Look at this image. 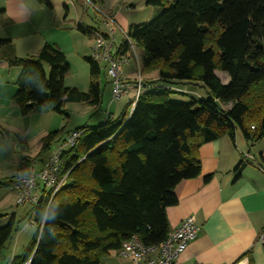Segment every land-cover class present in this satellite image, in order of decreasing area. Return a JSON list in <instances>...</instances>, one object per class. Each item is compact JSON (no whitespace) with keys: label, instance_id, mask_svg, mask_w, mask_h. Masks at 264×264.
I'll return each mask as SVG.
<instances>
[{"label":"trees","instance_id":"1","mask_svg":"<svg viewBox=\"0 0 264 264\" xmlns=\"http://www.w3.org/2000/svg\"><path fill=\"white\" fill-rule=\"evenodd\" d=\"M92 2L102 5V0ZM145 4L158 8L155 17L129 25L126 37L139 51L140 76L157 72V79L142 80L144 90L133 108L131 100L118 119L108 115L97 127L74 129L81 134L64 154L66 183L51 200L42 191L27 214H33L36 230L10 264H100L132 236L144 246H156L169 232L166 209L177 204L175 186L200 176L202 145L224 137L233 141L237 131L251 143L264 139V0ZM78 30L89 37L99 32ZM118 44L117 56L130 51L126 39ZM0 60L19 69L12 101L21 117L66 114L67 103L97 108L102 102L100 69L91 58H85L90 82L84 92L64 85L68 63L49 43L19 58L11 41L0 38ZM216 72L226 74L228 83ZM179 86H199L207 97L175 102L170 96L180 92ZM60 134L53 131L41 139L34 161L43 159ZM19 137L14 135L17 146L26 150ZM12 178L0 184L10 188ZM46 204L56 219L38 227ZM13 226L10 220L0 227V257Z\"/></svg>","mask_w":264,"mask_h":264},{"label":"crops","instance_id":"2","mask_svg":"<svg viewBox=\"0 0 264 264\" xmlns=\"http://www.w3.org/2000/svg\"><path fill=\"white\" fill-rule=\"evenodd\" d=\"M108 3V0H102L101 7L104 11L111 14L121 26L128 28L129 20L119 13L114 14ZM43 4L39 2L37 4L36 0H0V38L11 41L16 57L23 56L17 55L15 41H30L31 36L41 27L42 24L38 22L33 24L35 29L26 32L34 13L37 12L40 17L41 13H44ZM12 30L15 31L11 33ZM104 31L105 29L99 32ZM40 43L48 42L44 39ZM36 44L38 45V42ZM35 53L27 52V55ZM18 73V68L8 67L6 62L0 60V129L7 132V135L24 133L27 147L26 150H21L23 152L20 153V159L16 164L19 170L14 174H5L13 164H10L11 159L6 157L7 153L1 156L0 182L24 173L30 165L38 169L48 155L46 154L39 162L34 161L41 148V139L53 132L50 128H46L31 138L28 135L26 122L30 115L21 117L18 107L12 101ZM157 76V72H154L144 78L155 80ZM125 78L129 77L125 76ZM126 95H128L126 102L128 104L134 96L131 91H127ZM105 112L106 116L114 118L111 107ZM0 142L5 144L4 140ZM32 144H35L34 150ZM12 146L16 151V143ZM198 158L201 167L200 176L180 181L174 188L177 204L166 209L169 231L178 227L181 221L189 216L194 218L200 228L196 239L176 259V263L264 264V245L258 241L259 234L264 230V139L251 143L237 131L233 141L224 137L202 145L198 149ZM206 175L212 176L208 182H204ZM8 189L14 193L10 188ZM12 195L16 198L15 193L10 197L0 198V213L6 214L1 220L3 224L10 220L15 224L17 212L13 207L17 205ZM30 209L31 207L27 214ZM13 256L17 255L13 254ZM100 264L133 263L129 258L121 257L116 251H112L101 260Z\"/></svg>","mask_w":264,"mask_h":264},{"label":"rangeland","instance_id":"3","mask_svg":"<svg viewBox=\"0 0 264 264\" xmlns=\"http://www.w3.org/2000/svg\"><path fill=\"white\" fill-rule=\"evenodd\" d=\"M108 1V7L111 8L112 12L114 14L119 13L125 19L129 20V25L149 23L155 17L158 9L156 7L147 6L145 0ZM46 2L47 4H43L44 13H41V17L35 12L30 25L28 24L27 26L26 32H30L32 28L35 29L33 24L38 22L42 24L41 27L36 30L37 32L31 36V40H23L20 42L15 41L18 49L17 55L25 57L27 52H37L44 45V43L40 42H43V40L46 39L49 44L56 46L61 50L68 63L69 69L64 78V85L66 87L76 88L81 92L87 91L90 82V69L85 58L91 57L93 37L83 34L78 30V26H81L83 29L92 28L103 31V29H105L102 21L104 17L112 19H114V17L104 11L101 5L98 4L99 2H96L97 5L95 6L90 0H46ZM116 23L121 30L126 32L127 28L121 26L117 21ZM13 31L15 30H12L11 33ZM121 40H123V36L117 33L115 37L116 43L121 42ZM37 42L38 45L36 44ZM127 56L130 61L123 67L122 74L124 78L125 76L129 77L127 80L129 82V80L133 81L138 77V72L134 65L135 58H137L140 71V56L138 49L133 45V49H131V52H127ZM98 68L100 69V74L97 75V82L100 84L102 90V102L97 110H95L96 107L90 105L67 103L64 106V112L66 114L50 112L43 114H30V116L27 117V132H29L28 135H30V138L46 128H50L51 131L59 130L61 133L57 143L55 145L53 144L48 153H46V151L44 154H49L53 151L67 132L84 126L97 127L99 124H102L103 118L105 119L106 116L105 113H107L105 112L107 108L111 107V113L115 115L114 119H118L120 116L127 104L126 102H128V95H123L118 100H112L110 93L111 83L109 82L106 73L105 62L100 61L98 63ZM152 73L154 72L148 73L147 76H150ZM216 75L222 83H228L229 78L226 74L216 72ZM144 76L146 75H143V78ZM127 88L128 91H131L133 96H135L136 92L132 85H128ZM177 89L180 92H177L178 94H171L170 96V99L175 102H189L192 98L199 100L207 97V95H205V90L199 88V86H179ZM142 90H144V88ZM14 135L20 136L17 138L18 141L19 139H26L24 133H8L7 135V132L0 129V140L5 141V144L0 142V145H2L0 148V158L7 153L6 157L11 159L10 164H13V167H9V171L5 173L8 175L10 173L14 174L19 170L16 164H18L20 153H22L20 147L17 146L18 143L14 138ZM14 143H16V151L12 149ZM34 145L32 144V150L35 148L33 147ZM1 168L2 166L0 165V169ZM11 194L14 193L10 192L8 187L0 186V198L1 196L10 197ZM12 197L15 200V196L12 195ZM29 207H31L30 204L13 207L14 211L17 212V215L15 216V224L13 226L11 239L2 248L0 264H10L13 254L18 256L22 254L24 247H27V244L31 241L36 228L28 225V217L26 214ZM10 214L11 213H9V215ZM4 217H6V214L0 213V227L6 224L1 222Z\"/></svg>","mask_w":264,"mask_h":264},{"label":"built area","instance_id":"4","mask_svg":"<svg viewBox=\"0 0 264 264\" xmlns=\"http://www.w3.org/2000/svg\"><path fill=\"white\" fill-rule=\"evenodd\" d=\"M103 27L105 28L104 32L93 33L90 58L97 64L100 61L105 62L106 73L111 83L112 100H118L127 94V87L130 85L127 82L128 79L124 78L122 74L123 67L129 63L130 59L127 53L116 55L118 48L115 41L116 34L119 33L126 39L130 52L133 45L126 37V32L118 27L114 19L104 17ZM135 69L138 72V77L132 84L136 92L132 99V108L144 88L137 58H135ZM251 128L253 129V127ZM80 134V131L76 130L68 132L60 140L59 145L45 157L38 169L34 165H30L24 173L16 175L10 180V188L16 195L15 204L17 206L30 204L33 207L42 197V191L49 195L51 200L53 195L66 183L68 172L64 173L63 169L64 154L71 152ZM42 221L40 220L37 224L38 227L42 226ZM28 225L36 226L33 214L28 218ZM199 229L194 218L189 216L183 219L178 227L169 231L166 239L156 246H144L136 236H132L123 242L116 252L121 257L129 258L133 264H177L176 259L196 239ZM258 241L264 245V230L259 234Z\"/></svg>","mask_w":264,"mask_h":264},{"label":"clouds","instance_id":"5","mask_svg":"<svg viewBox=\"0 0 264 264\" xmlns=\"http://www.w3.org/2000/svg\"><path fill=\"white\" fill-rule=\"evenodd\" d=\"M47 207H48V205L46 204V205L44 206V209L41 210V216H40V218L43 220V222H44L45 224H47L49 220H54V219H56V214H55L54 212L49 213V212L47 211Z\"/></svg>","mask_w":264,"mask_h":264},{"label":"water","instance_id":"6","mask_svg":"<svg viewBox=\"0 0 264 264\" xmlns=\"http://www.w3.org/2000/svg\"><path fill=\"white\" fill-rule=\"evenodd\" d=\"M90 1H93V0H90Z\"/></svg>","mask_w":264,"mask_h":264}]
</instances>
